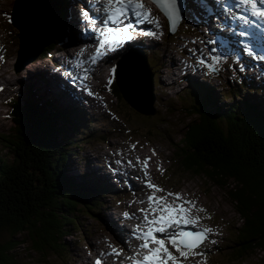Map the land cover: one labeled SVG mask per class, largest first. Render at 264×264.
Listing matches in <instances>:
<instances>
[{"label":"rangeland","instance_id":"rangeland-1","mask_svg":"<svg viewBox=\"0 0 264 264\" xmlns=\"http://www.w3.org/2000/svg\"><path fill=\"white\" fill-rule=\"evenodd\" d=\"M82 1L85 3V0ZM143 1L152 4L154 11H157L154 14H157L158 17L150 15L149 18L153 19L152 22L148 19L143 21L142 17H132L128 21L134 24V27L129 30L132 38L125 40L123 45H127L129 49L135 42L144 40L143 46L152 49V52L160 59V73H158V76L154 75L152 103L150 104L151 100L147 98V95L145 97L143 93L148 83V72L150 71L148 62L140 55L139 51L136 55L132 51L127 53V59H133L132 65H135L138 71H144V75H139V80H143H140L138 95L127 93V96L137 104L149 100L148 113L138 109L139 112H137L132 107L133 105H129L126 101L117 100L111 96L110 92H106V87H101V85H108L109 81L116 79L117 72L113 76L109 74V66L111 64L114 66L120 60H124L126 55L123 58L122 56L126 50L113 57L115 62H108L109 64L102 65L103 68L99 65L95 67L97 71L90 69L91 64L86 67L85 65L81 66L80 74L74 76L73 86L75 87H72L65 76L60 78L59 74L56 73L59 70L68 72L70 66L67 60L71 57V54L68 53L69 44L72 46L77 45L76 36L79 33L85 35L86 32L83 26L84 22L77 21L78 11L82 8H78L82 5L80 0H68V12L72 7L69 13V18H71L70 21L69 19L67 21V36L60 44V48L62 46L65 51H53L51 58L41 57L42 48L55 36L52 34L38 49H35L32 55L27 54L31 57L29 56L26 61L24 59L19 63L17 52L21 49L20 39L23 32L16 26L17 23L15 25L13 10L18 8L23 17H29L26 2L24 0H0V45H2L0 56L3 57V60L0 61V132L3 131L4 134L11 129V118L9 116L6 118L10 106L8 98L11 96L20 98L25 92L30 78V83L34 87L33 90L39 98L42 97L44 100L45 97L52 98L56 105L74 112L80 119L81 128L77 130L78 134H74L73 140L75 139V143L81 144L82 148L79 149L74 145L69 148L70 157L66 164L67 174L75 179L79 178V174L100 177L105 188L110 187L112 184L113 190H118L115 193L105 194L103 198L105 206L100 217L96 219L91 218V216L80 217V223L82 224L80 230L72 229V232L65 237V244L69 249V253L64 250V246L60 245L58 248L59 256L52 255L48 264H89L90 262V264H94L98 257L104 262L107 253L109 254V260L114 261L115 264H121V262L131 264L127 257L139 253L136 257V259H139L140 254H147V249L139 247L143 243V240L139 238L140 233L135 232L134 234L136 225L146 228L144 223L145 213L140 211V209L146 208L143 206L146 194L155 192L156 197H162L166 196L169 191L180 193L181 200H184L185 194L191 196L194 203L198 205L194 206L192 210L189 205H184V207L190 209L189 213L193 217L200 218L195 227L192 225L184 226L185 230L199 231L204 228L211 230L207 233L208 238L204 240L199 248L194 250L203 253V255H189L187 260L180 257L176 249L167 244L166 241L169 250L174 255L178 254V260L182 261V264H204V262L206 264H264V252L260 249L244 256L243 260L231 259L233 253L227 247L241 220L235 211L234 204L226 194V188L215 185V183H209L203 179V176L192 175L182 170L174 162L172 154V142L180 138L185 125L193 117L184 114L183 111L184 106L192 98L189 94H193L184 75L185 69L187 74H191L189 71L191 67L193 74H197L198 77L191 74L196 78H190L197 79L199 82L204 81L205 84L213 87L220 96V104L224 106L236 102L233 100L234 94L230 91L231 89L235 90L238 87L241 92L242 90L246 92L247 90L244 87L249 90L259 87V92H254L250 96L255 100L257 99V102H260L262 109H264V64L256 67V59L244 51L245 45L241 44L240 52L239 46L226 45L222 47L217 43H209V41H213L209 36H215L216 34L209 33V30L206 34L202 17L196 16L195 12L197 10L195 8L192 9V14L194 18L197 17L196 20L188 22L191 28L180 34L181 30L175 31L174 29L180 18L172 20L170 31L169 18L167 19L166 15L160 12L161 10L152 0ZM178 6L181 8L180 0H178ZM57 16H54V18H57ZM48 17L49 15H44V18L48 19ZM60 17L59 15L58 20H60ZM54 18L50 19L55 20ZM137 19L140 20L139 23L135 22ZM186 25L187 20L181 27L185 28ZM86 26H93V24ZM109 26L117 27L118 25ZM200 30H202L203 49L196 46L199 51L197 49L195 51L199 53L194 54L191 52L193 59L189 58L187 62H181L179 58L184 57L187 52L183 47V43L196 34L192 46L198 44V32ZM25 33L26 35L30 34ZM145 34L147 36L143 37ZM151 34L154 35L152 39L148 38ZM225 38L232 42L231 35ZM66 42H68L67 46ZM98 44L99 41L96 47ZM210 44L211 49L215 48L218 52L216 55L211 52L208 46H205ZM96 47L94 48L95 51ZM77 48L78 46L74 48L73 53L79 56V51H75ZM207 48L208 50H206ZM254 48L257 53L264 54V47L259 49L255 46ZM94 50L88 48L84 52L93 56L95 54ZM102 51H106V49H102ZM36 54H38L37 57H34ZM148 54L151 68H154L155 63L151 60L152 53L148 52ZM216 57L220 58L219 61L215 59ZM201 59L205 63H201ZM82 61L84 60L79 58L75 61V70L79 68L77 66ZM126 66H129V64L127 63ZM124 76L130 80L133 74L125 73ZM104 77H107L105 84ZM203 77L209 79L207 81L200 79ZM55 80L59 82L57 83ZM145 93H147L146 90ZM1 111H3V115ZM124 112L128 113L132 119L126 117ZM103 136H106L107 140H104ZM132 145H135V148ZM8 156V152H5L0 145V159H6ZM137 157L140 158L139 162ZM149 157L146 171L153 167L151 171H147L149 175L146 177L143 164L145 158ZM117 161H120V163H117ZM146 179L165 191L157 192L147 187L145 184ZM122 189L128 191L121 193L123 192ZM139 200L142 201V207L139 205ZM179 202L175 200V197L167 196L163 204L172 205ZM125 213H128V216H125ZM159 214L156 213V215ZM164 214L167 215L168 213L165 212ZM201 225L202 227H200ZM119 228L121 229L119 230ZM175 230L179 231L180 228ZM131 234H133V237H130ZM85 237L86 239H84ZM9 238L8 232H3L0 235L1 241H7ZM13 239L17 242L13 252L19 258H23L24 261L32 264H41L39 263L40 258H37L38 256L32 250H29L28 243L25 241L27 238L23 234L16 235ZM108 241L117 250H121L125 245L128 246L129 253L122 256V251L119 257L117 256L114 259L111 256L113 255L111 254V248L107 245ZM152 244H150V247H158L155 243ZM215 248H219V250ZM169 264H171V261H169Z\"/></svg>","mask_w":264,"mask_h":264},{"label":"trees","instance_id":"trees-1","mask_svg":"<svg viewBox=\"0 0 264 264\" xmlns=\"http://www.w3.org/2000/svg\"><path fill=\"white\" fill-rule=\"evenodd\" d=\"M51 1L61 17L59 31L42 48L44 58H51L67 36L68 0ZM188 13L185 10L183 20ZM147 52L155 63L151 68L148 58L149 68L160 73L159 57ZM185 76L193 94L183 111L193 117L172 142L173 160L182 170L226 188L241 220L227 248L232 260H243L256 249L264 252V109L250 96L260 89H231L236 102L224 106L213 87L190 78L191 74ZM28 81L20 98H8L11 129L0 132V145L9 155L0 159V235L10 236L0 239V264H32L13 252L17 245L13 238L22 234L41 264L59 256L60 245L69 253L65 237L72 229L80 230V217H100L105 194L118 191L112 184L105 188L100 177L79 174L75 179L67 174L69 148H82L73 140L80 119L52 98H39ZM116 81L108 91L130 105Z\"/></svg>","mask_w":264,"mask_h":264},{"label":"snow or ice","instance_id":"snow-or-ice-1","mask_svg":"<svg viewBox=\"0 0 264 264\" xmlns=\"http://www.w3.org/2000/svg\"><path fill=\"white\" fill-rule=\"evenodd\" d=\"M152 2L161 8L169 18L170 23L173 19L180 18L178 0H152ZM197 3L202 5L204 0H197ZM242 6L245 7V10L250 13V15L237 13V19L243 20L245 25L256 26L257 31L264 32V0H235V7L237 9H240ZM105 11L107 13L106 19L101 22L103 30L96 28L95 24H93L94 30L100 35L96 52L92 56L93 63H95L98 58L106 55L107 52L115 51L125 40L132 38L129 30L134 27V24L128 22L132 17H142L144 20H147L151 15L150 10L143 7L142 0H106ZM83 14L85 17L88 16L86 10ZM135 22L139 23L140 21L137 19ZM110 23L118 26L110 27ZM236 34L241 38L250 37L252 35L246 28L240 30ZM209 43H215V41H209ZM240 43L245 45L244 51L252 55L254 59L264 60V54L257 53L250 40L245 41L241 39ZM0 47H2V45H0ZM102 49H106V51H102ZM215 51V48L211 49V52L214 53ZM215 59L219 61L220 58L216 57ZM2 60L3 57L0 56V61ZM200 62L205 63L203 59H201ZM114 71L115 68L110 70V72ZM132 147L135 148V145H132ZM149 159L150 157L145 158L143 164L146 177L149 175L146 171ZM139 160L140 158L137 157L138 162ZM117 163H120V161H117ZM129 163H131V161H129ZM145 184L147 187L157 192L165 191L158 185L151 183L150 180L146 179ZM167 196L175 197V200L180 202L172 205L163 204ZM147 199L150 211L149 209H140L142 213H145L144 223L146 228H141L140 225H136L134 228V234L135 232H139V238L143 240V243H141L139 247L147 249V254H145L142 259H136L139 253L127 257L131 264H169V261H171V264H182V261L178 260V257L169 250L167 244L175 248L179 256L184 260H187L189 255H203V253L194 250L199 248L204 240L208 238L207 233L211 230L204 228L199 231H190L185 230L184 227L188 225L195 227L200 219L199 217H189L186 215L190 209L185 208L184 205L188 204L194 207V202L181 200L180 193H167L166 196L156 197L155 192H153ZM153 205L156 206L153 207ZM201 211H203V209H201ZM165 212L168 213V215H164ZM156 213L160 214L156 215ZM124 215L128 216V213ZM176 228H180V230L176 231ZM152 243H155L159 247H150ZM109 248H111L112 254L116 256H119L123 251L122 249L117 250L112 245H109ZM94 264H103V262L98 257ZM121 264H123V262H121ZM204 264H206V262H204Z\"/></svg>","mask_w":264,"mask_h":264},{"label":"bare ground","instance_id":"bare-ground-1","mask_svg":"<svg viewBox=\"0 0 264 264\" xmlns=\"http://www.w3.org/2000/svg\"><path fill=\"white\" fill-rule=\"evenodd\" d=\"M26 2V6H27V10H28V14H29V17H23L19 11L18 8H15L13 10V17H14V20H15V25L16 23L18 25H16L20 31L23 32V36L22 38L20 39V45H21V49L19 50V52H17V54L19 55L18 56V63L23 61L25 59L26 61V58H28L30 55H32V53H34L35 49H38V47L43 44L45 41H47L49 39V37L54 33H56L57 31H59L58 29V26H57V23H58V16L57 18L54 16L57 15V11L53 5V3L50 1V0H24ZM55 2V1H54ZM72 2V1H71ZM181 4H182V0H180ZM142 4H143V7L145 9H148L150 10L151 12V16H157V14H154L156 13L154 11V7L152 6V4L150 3H146L145 1L142 0ZM81 6V5H80ZM157 6V5H156ZM158 7V6H157ZM72 8V7H71ZM71 8L69 10V12L67 13V21L69 19L70 21V18H69V13L71 11ZM161 10V8H159ZM180 9V8H179ZM67 12V11H66ZM161 12H163L161 10ZM219 12V10H218ZM218 12L216 10L214 11H210L208 13L205 14L206 18H205V23L206 22H209L210 20H215L218 16ZM72 13V12H71ZM75 13V12H74ZM164 13V12H163ZM46 14L49 15L48 19L47 18H44V15ZM154 14V15H153ZM165 14V13H164ZM75 16V15H74ZM78 16V15H77ZM94 16V15H93ZM106 11L104 12V18L101 16L100 17V14L98 16H96V18L94 19L93 17H91L92 19V22L93 23H90L91 21H87V22H84L81 20V23H83L84 27H85V35H81L80 33L76 36V43L78 45V48L75 50V51H79V56L78 58L81 59V57H86L85 59H89L92 57V54H85V50H87L88 48H94L96 47V44L98 43V41L100 40V35L98 32H96L93 28V26H86L87 24H95V27L98 28L100 27L101 30H103V27H102V23L101 21H103L104 19H106ZM95 17V16H94ZM158 17V16H157ZM167 17V16H166ZM50 18H54L55 20H52ZM66 18V17H65ZM101 21H99V19ZM143 19V18H142ZM168 19V17H167ZM134 20V18H133ZM150 22H152L153 19L149 18L148 19ZM66 21V22H67ZM77 21H79V19L77 18ZM140 21V20H139ZM144 21V19H143ZM76 22V21H75ZM132 22V21H131ZM169 22V20H168ZM77 23V22H76ZM22 26H21V25ZM56 25V26H55ZM75 25V24H74ZM113 25V24H112ZM150 25V24H149ZM204 26V25H203ZM82 29V28H81ZM210 30V29H209ZM75 31V30H74ZM30 33V34H27L26 33ZM25 34V35H24ZM75 34V33H74ZM96 35H98V37H96ZM25 36V38H24ZM73 44V43H72ZM68 45V42H66V46ZM65 46V47H66ZM60 48V47H59ZM62 48V47H61ZM61 48L59 50H54L55 52L57 51H61ZM95 51V50H94ZM92 52V51H91ZM96 52V51H95ZM27 54H30V55H27ZM38 54H36L34 57H37ZM135 55V54H134ZM31 57V56H30ZM127 54L125 56V59L124 60H121L118 64H120L118 66L119 69V73L117 72L116 74L119 75V81H120V86L122 87V91L124 93L125 96H127V93H132L134 95H138L139 91H140V82L139 80H136L137 82H135V79L131 78L130 80L126 79L128 77L124 76L125 73H128L130 75H138V69L135 65H132L133 64V59H127ZM82 60V59H81ZM77 61V60H76ZM136 61V60H135ZM80 62V61H79ZM123 62L124 65H123ZM137 62V61H136ZM129 64V66H126V64ZM109 64V63H108ZM98 65H96L95 67H97ZM86 67V66H85ZM172 67V66H171ZM103 68V67H102ZM80 71L79 70L77 72V74L79 75L80 74ZM121 74V76H120ZM140 75H144V71H141V74ZM83 77V76H82ZM77 78V77H76ZM79 78V77H78ZM140 80H143V79H140ZM132 81L135 82L134 85H132ZM55 82H59L57 80H55ZM63 82V81H62ZM88 83V82H87ZM91 84V83H90ZM57 86V84H55ZM153 85V84H152ZM67 86V85H66ZM102 87V86H101ZM104 87V86H103ZM103 90V89H102ZM50 91V90H49ZM107 92V90H106ZM153 92V91H152ZM1 94V93H0ZM144 94H145V90H144ZM149 98H150V94L148 95ZM88 98V97H87ZM143 98H144V95H143ZM142 98V99H143ZM152 98V97H151ZM132 101H130L131 103ZM4 104V103H3ZM6 105V104H5ZM8 105V104H7ZM135 107H137L138 109H140L141 111H143L144 113H148L149 111L147 109H149L150 107V104L147 102V101H141L139 104H133ZM114 153V152H113ZM114 156V155H112ZM117 159V158H116ZM105 161V160H104ZM116 161V160H115ZM111 162V161H110ZM113 162V161H112ZM114 163V162H113ZM123 163V162H122ZM127 164V163H126ZM122 165V164H121ZM130 166V165H129ZM150 166V165H149ZM127 167V166H126ZM153 167V166H152ZM152 167H150L147 171H151L152 170ZM149 173V172H148ZM144 176V175H143ZM131 187V186H130ZM140 192V191H139ZM169 193H172L169 191ZM139 194V193H138ZM146 198H145V204L143 206H145L147 209H149V202H148V196L149 195H152V194H146ZM144 199V198H143ZM171 199V198H170ZM183 201H193L194 200L192 199L191 196H188L185 194V198ZM195 204V203H194ZM139 205L140 207H142V201L139 200ZM188 205V204H187ZM156 205H153V207H155ZM195 206H198L197 203L195 204ZM190 209L192 210L193 206L192 205H189ZM145 208V209H146ZM187 208V207H185ZM150 211V209H149ZM166 215V214H164ZM168 215V214H167ZM186 215H188L189 217H193V215L191 213H186ZM200 223V222H199ZM141 224V223H140ZM201 224V223H200ZM146 226V225H145ZM202 227V225L200 226ZM121 228H119L120 230ZM130 237H133V234H131ZM138 237V236H137ZM132 239V238H131ZM133 240V239H132ZM138 244V243H137ZM107 245H112L110 241H108ZM153 245V244H152ZM157 246V245H156ZM159 247V246H158ZM106 249V248H105ZM124 249V250H123ZM123 252H122V256H125L129 253V248L128 246H124L122 248ZM131 252V251H130ZM127 253V254H126ZM112 254V253H111ZM110 254V255H111ZM108 253H107V256L104 257V262L103 264H115L113 262H111L109 260V257H108ZM112 257H117L116 255H111ZM144 256V254H140V258L139 259H142V257ZM119 257V256H118ZM111 259V258H110ZM91 263V262H90ZM89 263V264H90ZM130 264V263H129Z\"/></svg>","mask_w":264,"mask_h":264},{"label":"water","instance_id":"water-1","mask_svg":"<svg viewBox=\"0 0 264 264\" xmlns=\"http://www.w3.org/2000/svg\"><path fill=\"white\" fill-rule=\"evenodd\" d=\"M57 15L59 16V11H58V9H57ZM60 20H58V23H57V26H59V22ZM120 64H118L117 65V67H116V72H118L119 73V69L120 68H118V66H119ZM141 74V72L140 71H138V75H136V74H134L133 76H132V78L133 79H135V82H137L136 80H139V78H140V75ZM120 76H121V74H120ZM116 79H117V83H118V85L120 86V81H119V75H116ZM140 81V80H139ZM135 82L134 81H132V85H134L135 84ZM120 88L122 89V87L120 86ZM144 90H146V92L147 93H145L144 95H145V97H146V95L148 96L149 94H150V98H149V96L147 97L149 100H151L152 98V94H153V92H152V75H151V73L150 72H148V83H147V86L144 88ZM144 93V92H143ZM126 97V99H127V101L128 102H130V101H132L131 99H130V97H128V96H125ZM147 100V99H146ZM148 100V101H149ZM147 101V102H148ZM152 103V100L150 101V104ZM133 104H135V102H131L130 103V105L132 106ZM137 104V103H136ZM132 107H134L136 110L138 109L137 107H135L134 105L132 106ZM138 110H140V109H138ZM143 112V111H142Z\"/></svg>","mask_w":264,"mask_h":264},{"label":"clouds","instance_id":"clouds-1","mask_svg":"<svg viewBox=\"0 0 264 264\" xmlns=\"http://www.w3.org/2000/svg\"><path fill=\"white\" fill-rule=\"evenodd\" d=\"M118 65V64H117Z\"/></svg>","mask_w":264,"mask_h":264}]
</instances>
